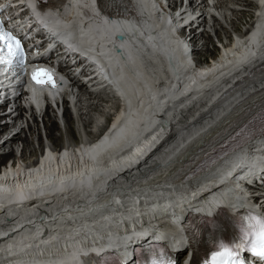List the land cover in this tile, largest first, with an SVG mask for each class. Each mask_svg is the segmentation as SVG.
<instances>
[{
    "label": "bare ground",
    "instance_id": "1",
    "mask_svg": "<svg viewBox=\"0 0 264 264\" xmlns=\"http://www.w3.org/2000/svg\"><path fill=\"white\" fill-rule=\"evenodd\" d=\"M210 1L212 5H204L203 8L200 5L196 6V1L192 8L188 9L187 15L182 21L188 22L193 12L195 15L192 20L193 25L191 23L186 24L188 26L185 29L196 26L188 30L190 32L188 35L185 33L179 36L177 32V27L181 23L180 15L173 19V16L157 11V5L161 4V0H144L148 7L146 17H144L137 4L141 22L139 26L125 19L107 21L99 16H93L87 22L88 27L101 23L103 31H107L105 25L113 23V26L119 27L117 23H121L128 30L122 34L125 42L133 44L132 49L139 57V53L141 54L140 58H147L150 55L158 58V67L166 77L164 82L157 85L153 84L150 92L146 90L139 92L138 97L133 101L132 108L126 107V99L122 98L120 86L114 83L118 75L126 76L128 79L132 77L131 73L127 72V69H124L121 63L118 64L116 71H111L100 59V46L97 50L98 45H95V49L89 51L88 48L84 50L76 45L68 48L63 45L65 51L63 57L60 55L56 58H65L66 55V58H69L68 62H70V59L71 61L76 60V65L72 67L67 62L68 65L65 70H69L67 74L71 75L73 79L83 81L84 86L83 84L70 86L64 83L58 88V90H61L60 93H57V90L43 88L50 97L55 93L57 94V97L51 100L52 102L57 100L60 102L62 99L61 108L57 102L59 105L56 103V109L47 105L44 109L47 113L48 109L46 107H51L58 121L59 127L54 120L46 125L50 127L55 124L59 136L55 132L52 134L57 136V140L60 138L61 149H56L59 145L53 148L52 143H47L41 145L38 155L30 159V155H25V150L32 142L25 133L22 111H16L12 119L15 122L17 120V123L14 122L11 126L4 120L5 117H0V122L4 120L3 123H0V135L9 136L14 132L0 146V152H5L6 149L8 154H5L7 156L4 157V162H12L0 169V208L2 209L0 211V236H3L4 239L21 237L20 235L25 232V229H32L33 226L27 225L24 230L19 226L29 223L33 220L31 218L36 217L37 212L41 211H43V214H39L41 217L48 215L51 217L49 220L59 221L50 224L53 229H60L59 225L66 224L62 222L75 223V221L91 220L96 229L90 228L88 230L94 233L98 231L99 233L95 234L98 239L87 240L83 244L81 242L84 239L79 238V236L81 237L79 233L67 234L59 243L57 241L56 243L53 242V240H56L55 237H42V239L28 242V249H25L26 247L20 248L17 252H13L15 255L13 253H1L0 264H51L53 260L60 261L63 255H66L60 249L67 244L74 253L84 249L88 243L94 244L95 249H103L106 247L105 243H108L106 242L108 239L112 241L115 238H121L123 233L127 235L126 230L128 227L133 229L135 234H140L144 232L145 228H157L156 224L160 223L164 231L177 234V227L172 224V221L179 220L188 208L194 211L209 209L204 200H200V194L207 193L210 197L219 195L218 200L220 202L223 201L222 203H224V200H228L231 202L228 206L239 207L236 204L241 201H234V198L239 195L238 192L241 191V186L235 179V175L231 177L232 172H238L243 166L251 164L253 158L264 161V150L253 153L254 149L249 150L252 147L251 143L245 147L249 152L250 159L244 162L240 161L239 165L233 166L232 172L228 170L230 171L228 175L223 172L221 176H217L228 163L238 159L242 152L223 160V163L194 178L192 180L193 186H191V183L176 184V182H168L170 185H161L160 183L168 176V172L175 171L177 166L182 163H169L171 161L170 157L175 156L181 146L188 142H195L201 136V132L213 124L230 105L236 102L240 96L247 94L256 87L255 85L240 87L225 98L220 99L215 105H211L212 101L234 82L237 78V76L235 78L236 72L242 66L250 64L257 58L264 57V0H231L239 1L241 6L253 8L251 17L252 19L255 18L249 28L244 32L239 31L234 36L230 32L229 37L222 32L224 38L228 37L229 41L221 45L215 56L210 57L213 58L211 63L208 62V65L202 66L198 71H188L189 73L186 72L179 78L171 76L173 72L164 62V55L168 51L180 54L181 51H187V44L185 43L187 39L193 41V44H196L200 38L209 39L210 35L205 28L211 25L213 17H216V7L218 6V0ZM80 6L88 7L89 0H69L67 6L56 17H59L64 24L72 23L75 21L74 16L77 17L78 15L79 17V14L83 11ZM211 11L213 14L209 13ZM151 12L156 27H153L154 31L149 32L148 28L151 22L148 18H150L149 14ZM203 14L205 15L203 16ZM197 16L199 17L196 18ZM78 20L81 25L86 23L83 18L79 17ZM214 23L217 25L216 19L212 24ZM200 27H202V30L199 29ZM142 29L144 33L141 31ZM185 29L182 28V32H185ZM104 35L110 36L107 32ZM163 38H166L167 41L165 42ZM100 44L108 52L110 58L118 55L115 50H111L108 40H103L100 37ZM117 45L120 47L121 42H118ZM80 56H83V58L78 60ZM188 58H190V55L187 53L186 60ZM73 68L75 69L72 71ZM81 68L82 73L87 70L90 75L93 74L94 76L96 74V76L86 80L87 74L78 73L76 75V72L80 71ZM133 71L139 73L134 65ZM107 82H109V86ZM256 82L257 87H262L264 85V75L256 77ZM83 87L85 88L83 89ZM27 89L30 101L36 105L33 110L30 109V112L39 114L37 108H43L42 91L31 84L27 86ZM109 90H113L115 98L108 99L103 104V109L94 115L93 120L88 124L89 126L85 125L83 123L84 112H82V108L74 107L75 95L81 93L87 99H91L88 97L95 92L105 93ZM162 90L167 91L166 94L158 96ZM236 95L238 97H235ZM64 101L67 104L65 107ZM68 103L71 107H68ZM41 112L42 110L40 114ZM110 112V117H107L109 121L103 126L104 117ZM131 114L134 116L133 122H130ZM34 121H36L35 118ZM126 123H128L127 129H131L129 126L131 124L133 129L137 130L139 139H135L132 146L129 145L131 147L128 146L122 153L103 158L97 164L98 166H94L91 159L93 153H97L111 143L118 132L126 126ZM149 125L152 126L150 129ZM30 126V123H26L28 131L34 133L33 126ZM69 128H71V136L68 137L67 130L69 132ZM148 129L149 131L145 132ZM130 131L132 132V130ZM38 140L42 143L40 136ZM262 141L264 139L257 141L253 148L258 144H262V147H264ZM19 142L21 145L18 144ZM153 147L156 149L139 165L140 167L126 171L122 175L119 174L123 168L132 167L141 156ZM183 152L181 151L180 155ZM230 185H235L240 190H234ZM242 194L240 193L239 196L241 197ZM243 197L247 198L248 194L243 195ZM244 198L241 197L240 199L244 201ZM215 200L217 203L218 200ZM245 203L248 204L250 201H245ZM100 208L101 210H98ZM25 214L26 216H24ZM106 216L109 217V220H103ZM40 219L45 220L44 218ZM47 222H35L34 225L40 227ZM98 222L99 224H97ZM100 225H104L103 229L100 228ZM119 227L123 232H120ZM135 234L125 237L130 239ZM98 235H105V239L99 238ZM103 241L105 243L101 244ZM133 241L135 242L136 239H132ZM37 254L42 256L40 257L42 258L41 261H36Z\"/></svg>",
    "mask_w": 264,
    "mask_h": 264
},
{
    "label": "rangeland",
    "instance_id": "2",
    "mask_svg": "<svg viewBox=\"0 0 264 264\" xmlns=\"http://www.w3.org/2000/svg\"><path fill=\"white\" fill-rule=\"evenodd\" d=\"M221 1H222V3H221ZM239 4H241L239 1L218 0V6L216 7V9H217L216 10V17H213L211 25H209L207 28H205V30H208V33L210 35L209 39L200 38V40H197L196 44H193V41H190L189 39H187L185 41V43L187 44L186 45L187 48L186 47L185 48L187 49V53L190 55V58H192L196 62H207V60H208L207 58L215 56V54H217V50H219V48L221 47L222 44L228 43V41H229L228 35L230 32L233 33V36H234L235 34H238L239 31L244 32L249 28L250 24L252 23V21L255 18L254 17L252 19V17H251V12L253 11V8L241 6ZM219 5H221V6H219ZM214 19H216L217 25L215 23L212 24ZM218 23H221V24H218ZM209 30H211V31H209ZM222 32L224 34H227L228 37L224 38ZM107 83L109 86V82H107ZM103 84H105V83H103ZM100 91H102V90H100ZM100 91H97L93 95L88 97L91 99H87V97L83 96L81 93L80 94L77 93L75 95V106L74 107L82 108V112H84L83 123L85 125H88L93 120L94 115L99 113L98 112L99 110L103 109V104L106 101H108V99H110V98L112 99L114 97V94H115L113 92V90H111V91L109 90V92L106 91L105 93H101ZM93 97H96V98L93 99ZM65 105H67V104L64 101V107H65ZM46 108L48 109L47 113L45 112V110L43 113L41 112V114L40 113L39 114H33L31 112H27L26 116H23V118H22L23 126H25V131H26L25 133H26L27 137L29 138L30 142H32V144H30V146L28 148H26L27 150H25V153H26L25 155H27V156L30 155V159H33V157L38 155L40 148H41V145H45L47 143H50V144L52 143L51 145L54 147L60 145L59 144L60 138H58V140H57V136H59V132L56 131L55 124H52L50 127L48 126L50 124L51 120L52 121L54 120L56 122V124L58 121L55 118L54 112L52 111L51 107H46ZM93 108H95V109H93ZM110 114H111V112L106 114V116L104 117V120L102 122L103 126L106 125L107 122L109 121V118H107V117H110ZM34 118L36 121H34ZM64 121H65V119H64ZM26 123H30V125L33 126L34 133H32V131H28V128L26 127ZM46 124H48V125H46ZM65 124H66V121H65ZM36 125H37L38 129L36 128ZM57 126L59 127V124H57ZM70 129L71 128H69V132L66 129L67 133H68V137L71 136ZM53 132H55L57 136L53 135L52 134ZM39 136L41 138L42 143L39 142V140H38ZM18 144L21 145L20 142ZM6 156L5 155L1 156L0 165L3 164V162H4L3 159ZM238 183H239V186H241V189L244 191L242 195H247L248 193L253 192V191L252 192L249 191L251 189L249 188V190H248L247 187L242 182H238ZM252 189L258 190L257 188H252ZM260 190H263V189H259L258 191H260ZM254 192L256 193L257 191H254ZM29 209H31V208H29ZM98 210H101V208ZM106 211H108V210H106ZM37 213L38 214L36 215V217H32L31 219H33V220H31L29 223L19 226L22 230H24V228H26L27 225L33 226L32 229H25V232L20 235L21 237H14V238L10 237V238L4 239V238H2L3 236L2 237L0 236V254L1 253L2 254H10L13 252H17L18 249L23 248V247L24 248L26 247L25 249H28V246H27L28 242H32V241H35L38 239H42V237H55L56 240H53L54 243H56V241L59 243V241L62 240L65 235L67 236V234H72V233L81 234V237L79 236V238H83L84 239L83 241H86V242H87V240L98 239L95 235L96 233L99 234L98 231L94 233V232H91L90 230H88L90 228H93V230L96 229V228H94L95 224L91 223V220H83L80 222L75 221V223H70L69 221L68 222H62V223H66V224H64L62 226L59 225L60 229H53L50 227V224L56 223L59 221L53 220V219L49 220V219H51V217H49L48 215H45L47 217H45V216L41 217L39 214L40 213L43 214V211L37 212ZM24 216H26V214ZM40 218H44L45 220H41ZM108 218L109 217L106 216L103 220H109ZM45 221H48V222L46 224H43L40 227H37L36 225H34L35 222L40 223V222H45ZM97 224H99V222ZM104 225L103 226L100 225V228L102 227V229H103ZM7 226H9V225H7ZM19 227H15V228L20 229ZM118 229L122 230L121 227H119ZM166 230H168V229H166ZM120 232H123V231H120ZM92 233H94V234H92ZM98 236H99V238L105 239V235H98ZM104 243L105 242L103 241L101 244H104ZM105 245H106V243H105ZM60 250H62L61 252L66 254V255H63V258H64V256L65 257L68 256L69 251H72L70 249L69 244L65 245V247H63ZM13 254L15 255V253H13ZM40 257H42V256L41 255L39 256L37 254V260L36 261H41L42 258H40ZM49 257L51 258V256H49Z\"/></svg>",
    "mask_w": 264,
    "mask_h": 264
},
{
    "label": "water",
    "instance_id": "3",
    "mask_svg": "<svg viewBox=\"0 0 264 264\" xmlns=\"http://www.w3.org/2000/svg\"><path fill=\"white\" fill-rule=\"evenodd\" d=\"M82 1V0H81ZM84 1V0H83ZM137 4L140 8V11L144 14V17H146L147 14V4L144 2V0H136ZM150 18H148L149 22H151L149 26V32L154 31V20H153V13L151 12L149 14ZM76 17V16H75ZM57 28L62 29L66 34V39L68 40H75L80 48H85L90 51L95 49V45H98L96 49L98 50L100 46V59L103 61V63L107 66V68L111 71H116L118 69V64L121 63L124 69H127V72L131 73V79H128L126 76L118 75L115 78V84L120 86L119 89H121L122 98L126 99L125 105L128 108H132L133 101L136 97H138V93L143 90L150 92V88L153 84L157 85L158 83L164 82L165 76L163 72L160 71L158 67L159 60L158 58H155V56L150 55L147 58H140L141 54L139 53L140 57L137 53H135V50H133V44L129 42H125L124 37H118V39L121 42L120 47L113 46L114 50L118 53L117 56H114L113 58L109 57L108 52L105 50V48L100 44V37L101 39H107L109 36H105V32L112 35L114 32H127L126 26L124 27L121 23H117V26H113V23L105 25V28H107V31H103L102 24L99 23L98 25H91V26H85L83 27L80 22L75 18V21L69 24H56ZM111 26V27H109ZM261 28V26H260ZM259 28V29H260ZM165 42L167 41L166 38H163ZM102 42V41H101ZM98 43V44H97ZM183 54V55H180ZM179 53L168 51L167 54H165L164 62L167 65V67L170 69L171 76L179 78L184 73L188 71V62L186 60L187 51H181ZM128 57V58H127ZM120 58V60L118 59ZM155 58V59H154ZM131 60V62H130ZM116 62V63H115ZM138 62V63H137ZM138 70V74L133 71V65ZM169 71V70H168ZM146 74V75H145ZM57 93H60V89H56ZM38 93L40 91H37ZM167 91L162 90L159 92L158 96H161L162 94H166ZM41 93V92H40ZM57 94L55 93L53 96H49L51 100L53 98H56ZM38 109H41V107H38ZM134 121L133 114L130 115V122ZM128 123H126V126L122 128L118 134L115 136L114 140L111 141L107 146L104 147V149L99 150L97 153H93L91 156L92 163L94 166H98L97 164L100 163V160L103 158H108L110 156H116L125 149L135 142V139L138 140V132L137 130L133 129V126L129 124L131 129H127ZM152 126L149 125V129ZM146 130L145 132L149 131ZM132 130V132L130 131ZM138 136V137H137ZM137 137V138H136ZM129 146V148L131 147ZM96 168V167H95ZM2 209L0 208V211ZM51 264H69L68 257H64L63 259H60V261L53 260Z\"/></svg>",
    "mask_w": 264,
    "mask_h": 264
},
{
    "label": "snow or ice",
    "instance_id": "4",
    "mask_svg": "<svg viewBox=\"0 0 264 264\" xmlns=\"http://www.w3.org/2000/svg\"><path fill=\"white\" fill-rule=\"evenodd\" d=\"M25 63V51L21 40L12 31L5 30L3 22H0V65H17L21 70ZM32 81L37 85H51L53 88L56 82L51 73L45 68H34L31 73ZM248 225L241 229V236L238 242L232 245L220 242L217 250L211 253L210 259L204 264H244L240 253L247 247L248 252L256 259L264 262V217L253 214L248 216ZM167 264H173L171 260Z\"/></svg>",
    "mask_w": 264,
    "mask_h": 264
}]
</instances>
